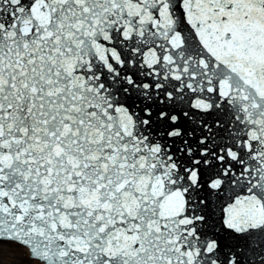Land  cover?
<instances>
[{
	"label": "snow or ice",
	"instance_id": "1",
	"mask_svg": "<svg viewBox=\"0 0 264 264\" xmlns=\"http://www.w3.org/2000/svg\"><path fill=\"white\" fill-rule=\"evenodd\" d=\"M0 264H264V0H0Z\"/></svg>",
	"mask_w": 264,
	"mask_h": 264
}]
</instances>
